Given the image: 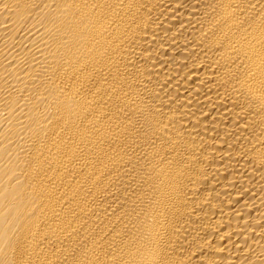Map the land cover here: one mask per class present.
I'll return each instance as SVG.
<instances>
[{"label": "bare ground", "instance_id": "bare-ground-1", "mask_svg": "<svg viewBox=\"0 0 264 264\" xmlns=\"http://www.w3.org/2000/svg\"><path fill=\"white\" fill-rule=\"evenodd\" d=\"M0 264H264V0H0Z\"/></svg>", "mask_w": 264, "mask_h": 264}]
</instances>
